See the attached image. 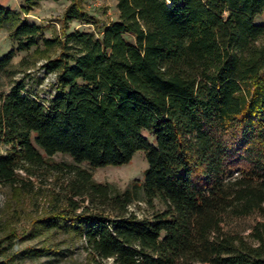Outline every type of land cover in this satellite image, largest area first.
Returning <instances> with one entry per match:
<instances>
[{
  "label": "trees",
  "instance_id": "1",
  "mask_svg": "<svg viewBox=\"0 0 264 264\" xmlns=\"http://www.w3.org/2000/svg\"><path fill=\"white\" fill-rule=\"evenodd\" d=\"M24 1L28 13L34 0ZM116 8L101 21L70 0L41 48L42 26L0 4V27L14 23L17 41L0 69L35 45L55 75L45 102L23 79L1 95L0 183L51 185L40 227L75 231L96 264H264V0ZM72 20L94 29L68 32ZM139 150L143 179L125 189L81 166L122 165Z\"/></svg>",
  "mask_w": 264,
  "mask_h": 264
},
{
  "label": "rangeland",
  "instance_id": "2",
  "mask_svg": "<svg viewBox=\"0 0 264 264\" xmlns=\"http://www.w3.org/2000/svg\"><path fill=\"white\" fill-rule=\"evenodd\" d=\"M70 0H34L28 13L21 8L24 0H0V4L20 12L21 19L42 26L38 45L43 48V37H54L61 32L62 18ZM85 10L96 19L108 21L117 16V0H82ZM257 23H264V11L256 16ZM14 23L0 27V58L10 49L17 48V41L11 37ZM73 29L93 30L91 23L72 20L67 31ZM35 45L28 49L15 50L7 66L0 69V97L8 92L15 81L23 79L25 92L45 102L54 92L55 75L43 67L48 53L35 51ZM53 55V54H52ZM147 135V133L145 132ZM148 136V135H147ZM152 140V137H148ZM5 149H0L4 154ZM55 161L74 163L64 153L57 152ZM97 181H107L119 189H125L135 181L143 179L147 167L145 153L137 151L132 159L122 165H107L90 168ZM38 185V183H36ZM141 195V190L139 192ZM53 187L49 184L37 186L33 191H23L0 183V250L3 257H9L12 264H96L85 248L83 237L75 231L64 232L55 228L40 227L39 219L51 211ZM131 208L142 214L146 204L136 200ZM4 248V249H2ZM57 251V252H55ZM104 264H114L107 260Z\"/></svg>",
  "mask_w": 264,
  "mask_h": 264
}]
</instances>
